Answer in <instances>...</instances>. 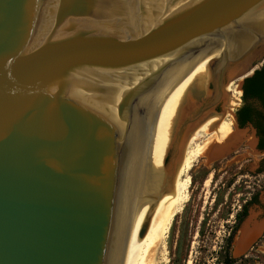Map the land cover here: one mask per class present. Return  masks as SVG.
Returning <instances> with one entry per match:
<instances>
[{
  "label": "water",
  "instance_id": "obj_1",
  "mask_svg": "<svg viewBox=\"0 0 264 264\" xmlns=\"http://www.w3.org/2000/svg\"><path fill=\"white\" fill-rule=\"evenodd\" d=\"M263 61L264 0H0V264H115Z\"/></svg>",
  "mask_w": 264,
  "mask_h": 264
},
{
  "label": "rangeland",
  "instance_id": "obj_2",
  "mask_svg": "<svg viewBox=\"0 0 264 264\" xmlns=\"http://www.w3.org/2000/svg\"><path fill=\"white\" fill-rule=\"evenodd\" d=\"M252 103L260 108L258 101ZM242 129L246 130L245 139L233 151L213 161L199 157L193 163L187 199L170 221L163 253H157L159 264H224L226 254L236 259L232 264H264V224L256 237L235 248L245 221L252 215L264 216V149L249 145L254 134L250 124ZM254 193L257 202L247 205L246 215L228 239L235 213Z\"/></svg>",
  "mask_w": 264,
  "mask_h": 264
},
{
  "label": "bare ground",
  "instance_id": "obj_3",
  "mask_svg": "<svg viewBox=\"0 0 264 264\" xmlns=\"http://www.w3.org/2000/svg\"><path fill=\"white\" fill-rule=\"evenodd\" d=\"M217 55L218 51L204 54L206 66L205 87L209 80L208 63ZM241 79L242 77H238L231 80L225 86L227 92L225 115L222 116L220 113L207 115L188 134L172 182L167 184L164 191L154 197L143 209L142 223L144 221L148 223L145 232L142 236L138 235L119 252L115 264H159L157 253L159 251L163 253L164 238L170 221L187 199L190 182L188 172L193 163L199 157L210 159L215 144L226 142L235 132L233 111L240 104ZM243 132H246V130H243ZM243 229L242 227L239 236L235 239L236 249L247 243L246 231L243 232Z\"/></svg>",
  "mask_w": 264,
  "mask_h": 264
},
{
  "label": "trees",
  "instance_id": "obj_4",
  "mask_svg": "<svg viewBox=\"0 0 264 264\" xmlns=\"http://www.w3.org/2000/svg\"><path fill=\"white\" fill-rule=\"evenodd\" d=\"M241 105L236 109L235 115L239 126H244L246 123H251L259 135L257 147L264 149V61L262 65L255 69L253 73L246 76L241 84ZM252 100H256L260 104V108L253 105ZM235 109V108H234ZM257 193H254L252 197L245 201L240 211L235 213L236 222L231 230V234L228 239L231 238L235 232L238 223L243 219L247 213V205L252 202H257ZM178 251V247L176 248ZM236 261L225 255L224 264H232Z\"/></svg>",
  "mask_w": 264,
  "mask_h": 264
},
{
  "label": "crops",
  "instance_id": "obj_5",
  "mask_svg": "<svg viewBox=\"0 0 264 264\" xmlns=\"http://www.w3.org/2000/svg\"><path fill=\"white\" fill-rule=\"evenodd\" d=\"M260 214H256L255 216H250L249 219H247L243 225V232L246 231V240L247 243L251 238H254L259 234V231L261 229V226L264 224V216L260 218Z\"/></svg>",
  "mask_w": 264,
  "mask_h": 264
},
{
  "label": "flooded vegetation",
  "instance_id": "obj_6",
  "mask_svg": "<svg viewBox=\"0 0 264 264\" xmlns=\"http://www.w3.org/2000/svg\"><path fill=\"white\" fill-rule=\"evenodd\" d=\"M216 109H219V108L217 107ZM248 124H250V126L253 127L254 135L257 137V143H258L259 135L257 134L256 128L251 123H248ZM257 143H256V148L260 149V148L257 147ZM261 163H262V161H261ZM258 169L262 170V166H259ZM263 234H264V229H263Z\"/></svg>",
  "mask_w": 264,
  "mask_h": 264
}]
</instances>
